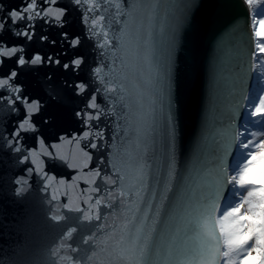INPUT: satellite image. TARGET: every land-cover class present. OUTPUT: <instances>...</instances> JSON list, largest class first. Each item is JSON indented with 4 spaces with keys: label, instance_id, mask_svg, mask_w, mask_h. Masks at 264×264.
I'll list each match as a JSON object with an SVG mask.
<instances>
[{
    "label": "water",
    "instance_id": "water-1",
    "mask_svg": "<svg viewBox=\"0 0 264 264\" xmlns=\"http://www.w3.org/2000/svg\"><path fill=\"white\" fill-rule=\"evenodd\" d=\"M21 3L0 0V264H220L219 209L229 195L253 73L228 74L210 124L206 61L222 27L238 23L251 47L243 0H29L13 17L21 23L5 25V13ZM25 25L29 36L35 25L31 43ZM64 30L81 37L79 49L61 48ZM65 50L83 54L79 77L26 59L52 53L63 63ZM17 57L25 65L14 80L8 73ZM77 79L98 84L107 112L120 121L113 122L110 166L101 171L88 167L93 157L79 146L34 147L32 120L76 101L65 81ZM18 83L32 103L12 107ZM90 103L105 114L97 100ZM24 110L20 143L9 134ZM63 127L75 124L69 119ZM41 128L49 139L55 135Z\"/></svg>",
    "mask_w": 264,
    "mask_h": 264
},
{
    "label": "snow or ice",
    "instance_id": "snow-or-ice-1",
    "mask_svg": "<svg viewBox=\"0 0 264 264\" xmlns=\"http://www.w3.org/2000/svg\"><path fill=\"white\" fill-rule=\"evenodd\" d=\"M29 0H22L19 8L9 9L4 15V23L19 24L21 21L14 20L13 17L17 11H24L28 6ZM58 3L59 0H56ZM177 6L186 5L187 0H168ZM243 3L248 9V27L251 35V47L245 45V34L240 31L239 25L232 24L230 26L222 27L218 29L212 37L209 55L206 61V77H207V103L206 110L209 113V123H212L211 114L214 113L219 107L220 103V88L222 82L227 79L228 74L235 73L237 75H243L244 79H247L249 73L259 72L261 76H264V16H259L254 10L255 7L264 5V0H243ZM183 9L177 8V12H181ZM67 15V13H66ZM83 22V21H82ZM31 22L29 21V24ZM28 25H25V31L23 37L31 43L32 38L35 36V25H31L33 31L32 36L28 35ZM62 29H66V25H60ZM15 34V33H13ZM86 39L88 37H85ZM81 37L76 34L69 36L67 30L60 33L61 48L67 45L68 49H79ZM40 41L48 42V37L41 36ZM193 46L195 44V37H193ZM52 46L57 44L56 39L50 41ZM22 47V46H21ZM65 57L64 62H61L60 55L48 53L46 56L42 53H33L31 57L26 59L30 60L35 65L36 60H39L40 66L45 63L51 67L55 65L61 67L64 72L71 71L75 76L79 77L80 69L84 64L83 54L69 57L67 50L61 53ZM8 59V58H6ZM25 65V59L17 57L16 66L13 70H10L8 75L12 76L14 80H18L22 69ZM245 65L247 66V73L244 72ZM0 68H3V64H0ZM47 79L51 80L52 76L49 74ZM67 87L74 89V96L76 101L66 99L64 101L65 109H54L50 115L44 116L40 123H36L35 119L32 120L31 132L34 135V147L46 146L49 150H55L61 144L66 146L75 145L83 149L87 154L93 157V161H90L88 167H96L97 171H101L109 167L110 156L112 151V144L114 136L116 135V129L113 127V122L119 123L114 115L107 112L108 102L104 99V95L99 92L98 84L94 83L88 85L86 81L77 79L73 83L65 81ZM261 87L264 88V80L261 81ZM18 96L19 99L13 101L12 107L16 104H20L23 107L24 103H32V98L24 94V84L18 83ZM2 91V90H0ZM86 97V98H85ZM99 97V99H98ZM58 97L53 96V99ZM92 100H97L102 107H105V114L101 116L99 109L93 107L90 103ZM82 101V102H81ZM78 106H73V105ZM70 109V111L68 110ZM14 114L19 115L20 109L16 108ZM33 117L39 116L40 113L37 110L31 114ZM251 115L254 117L264 116V96H262L259 102L254 106L251 111ZM29 117L27 110L23 112V118L14 122L12 131L9 134L10 137H15L16 141L23 143L24 132L21 131L24 120ZM69 119L75 124V127L69 131L63 127L65 122ZM178 124V116L176 118ZM43 129L48 133H54L53 138L49 139ZM103 132L104 135H98L96 133ZM243 133H241V136ZM255 135V134H254ZM245 149L253 147L254 151L249 154V160L247 164H251V158L256 153L264 150V138L256 141H248L242 145ZM18 150V149H17ZM31 151V149H29ZM49 160L55 162L54 157H49ZM23 163H28L27 158H22ZM171 166L175 170L178 168V162L173 158L171 160ZM67 166V165H66ZM244 174L242 169L239 176L231 177V180L238 182L240 186L251 189L253 184H257L256 181H248L245 183L240 177ZM55 176V173H52ZM264 189V183L257 184L254 191ZM251 192H246L245 196L241 198L239 205L233 209L228 210L229 213L234 212L239 217H247L252 208L253 203H249ZM159 215V212H158ZM251 245V247H249ZM230 252H225L223 258L220 260V264H248L249 260L261 261L264 260V236H259L256 233H251L246 236V239L242 244H233L229 246ZM231 254V255H230Z\"/></svg>",
    "mask_w": 264,
    "mask_h": 264
},
{
    "label": "trees",
    "instance_id": "trees-1",
    "mask_svg": "<svg viewBox=\"0 0 264 264\" xmlns=\"http://www.w3.org/2000/svg\"><path fill=\"white\" fill-rule=\"evenodd\" d=\"M256 11V14L259 16H264V5H261L259 7H255L254 9ZM264 96V92L263 95ZM248 124L252 127V141H256L257 138L261 137L264 133V131L262 130V126L264 124V116H260V117H253L252 119H249ZM255 134V135H254ZM249 140V141H250ZM258 140V139H257ZM251 149H253L251 147ZM244 160H241V166L237 167L238 164L235 166V170H237L236 173H241L242 169H244L245 167H247L245 169V173L243 174L242 177H240V179H242L245 183H247L248 181H256L257 184L260 183H264V150H261L259 153H257L254 157L251 158V162L253 163V165L251 167H249V164L247 163H243ZM239 176V175H238ZM257 184H253L251 186V189L248 188V192H251V196L249 199V203H253L254 207L252 208V216L251 219L256 221L257 223H260L261 220L259 219V215L261 212H263L264 215V202L262 201V198L264 196V189L259 190V191H254L253 189H256ZM242 189H244L245 187H241ZM225 206L221 207L220 209V214L223 215V209ZM262 215V216H263ZM257 217V218H256ZM235 222H228L225 224L219 219V224L221 226L222 232H223V236H224V241H225V246H224V253L225 252H230L229 246L233 245V244H242L241 241L237 240V241H233L230 236H229V230L231 232H236L234 231L235 228L238 230V235H239V227L236 224H234ZM228 225V226H227ZM229 228V230L227 229V227ZM242 230V229H241ZM264 225L260 226L257 225V229L254 233H256L259 236H264ZM224 255V254H223ZM231 255V254H230ZM248 264H264V260L261 261H256V260H249Z\"/></svg>",
    "mask_w": 264,
    "mask_h": 264
},
{
    "label": "rangeland",
    "instance_id": "rangeland-1",
    "mask_svg": "<svg viewBox=\"0 0 264 264\" xmlns=\"http://www.w3.org/2000/svg\"><path fill=\"white\" fill-rule=\"evenodd\" d=\"M255 77L254 79L258 81V84L261 85V81H262V76L259 72H255ZM257 84V85H258ZM263 91V90H262ZM260 92V96H257L256 101L259 102L260 97L262 96L263 92ZM254 107H252L250 104L247 105V114L251 119L254 116L251 115V111ZM249 122V121H248ZM244 127L242 128L239 134V139H238V145H237V151H236V156H235V164H238L237 167L241 166V160H244L243 163L245 164L248 160H249V154L252 153L254 151V148L251 149V147L245 149L242 145L246 142H248L250 139H252V129L249 128L247 122H244ZM262 130L264 131V124L262 126ZM241 133H243V135L241 136ZM264 133V132H263ZM252 137V138H251ZM264 138V134L257 138V139H261ZM256 139V140H257ZM259 153V152H258ZM257 154V153H256ZM253 165V163L251 162V164H249V167H251ZM247 167H245L243 170L245 171ZM237 170L232 171L231 176H230V182H231V196L230 199L228 201V203L225 205L224 209H223V215L221 214L219 219L221 221V223L223 222L225 224L228 222H235L234 224H236V227L238 225V229H239V235H238V230L235 228L234 231L236 232H231L229 230V228L227 227V229L229 230V236L233 241H241L242 243L244 242V240L246 239V236L248 234L254 233L257 229V225L263 226L264 225V215L263 212L260 213L259 215V219L261 220L260 223H257L256 221L251 219L252 211L251 213L244 218L239 217L236 213L231 212L229 213L228 210L233 209L235 207H237L241 201V198L245 196V193L248 192V188H244L242 189L240 186V184L238 182H234L231 180V177L233 176H238L239 173H236ZM245 173V172H244ZM262 201L264 202V196L262 198ZM263 215V216H262ZM257 218V217H256ZM242 229V230H241ZM264 232V231H263ZM249 247H251V245H249Z\"/></svg>",
    "mask_w": 264,
    "mask_h": 264
},
{
    "label": "bare ground",
    "instance_id": "bare-ground-1",
    "mask_svg": "<svg viewBox=\"0 0 264 264\" xmlns=\"http://www.w3.org/2000/svg\"><path fill=\"white\" fill-rule=\"evenodd\" d=\"M239 133L237 132V138H236V140H237V142H238V139H239V135H238ZM230 178V177H229ZM229 183H231V182H229ZM230 191H231V189H230ZM231 195V194H230Z\"/></svg>",
    "mask_w": 264,
    "mask_h": 264
}]
</instances>
